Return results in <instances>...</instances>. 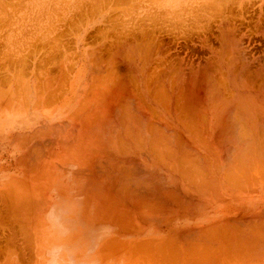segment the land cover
Wrapping results in <instances>:
<instances>
[{"label": "bare ground", "instance_id": "obj_1", "mask_svg": "<svg viewBox=\"0 0 264 264\" xmlns=\"http://www.w3.org/2000/svg\"><path fill=\"white\" fill-rule=\"evenodd\" d=\"M159 1L154 9L156 13L151 12V16H156V19L150 17L154 21V29L149 32L151 41L148 38L137 43L132 34L130 41L122 46L120 39L113 38L110 44L113 66L106 76L108 85H112L109 86L112 93L108 90V98L112 94V100L102 105L99 99L91 112L96 117L94 132L90 131L92 136H89L90 154L87 153L92 162L80 168L82 179L93 184L92 196L83 203L82 216L77 218L83 232L76 238L70 235L74 239L68 237L64 241L80 239L88 258L91 257L88 253H96L83 264H96L104 250L108 247L111 250L118 238L124 240L123 244H119L120 241L116 244L125 249L121 254L128 264H264V48L255 49V39L264 40V7L238 0L233 4L223 3L224 0L220 4L203 0L187 4V0H182L184 3L181 1L178 4L182 5L174 9L169 5L170 0ZM157 19L167 31L177 32L183 42L198 46L201 55L196 56L187 49L180 53L183 56L174 53L175 48L162 41L164 31L161 25L158 28ZM147 55H152L153 68L149 78H143L135 61ZM121 63L122 72L118 70ZM134 78L142 84L141 95L133 87ZM78 176L80 178V173ZM11 180L9 182L14 184ZM29 219L18 217L15 220L28 223ZM30 220L41 228L44 224L42 218ZM18 228L23 230L18 233L25 235L34 231L32 227L25 229L26 232L24 227L16 230ZM53 234L49 240L52 245L58 242L57 235ZM130 250L133 256L129 255ZM7 259L5 264L11 262L7 263ZM75 261L73 259L77 264Z\"/></svg>", "mask_w": 264, "mask_h": 264}, {"label": "crops", "instance_id": "obj_2", "mask_svg": "<svg viewBox=\"0 0 264 264\" xmlns=\"http://www.w3.org/2000/svg\"><path fill=\"white\" fill-rule=\"evenodd\" d=\"M149 16L151 17V13ZM105 22H106V25H104V20L96 23L95 27L97 28H95L94 34L98 35V33L100 32L102 35L107 34L106 37L109 34H111L110 36L112 37L113 35L112 34L113 33L112 21H108V19L106 18ZM34 24L38 26H44V25H47L48 23L46 19L40 18V19H37ZM40 32L43 37L41 36V39H39L36 43L33 44L32 51H31L32 56L29 55L28 60L25 62L24 65L19 64L18 58L16 56H13V72L12 71L4 72L2 66L0 65V189L3 190V191L0 190V205H1L0 206V219H1L0 220V234H1L0 235L1 237L0 238V251H1L0 252V261H1L0 264H3L5 262V258L7 259L9 255H10L8 258L9 260L8 259L6 260L7 263L8 261H11L9 262V264H29V263L30 264H33V263L48 264L49 250L56 246H64L67 250H69L72 260L76 259L75 262H78L77 264H80V263L83 264V262H86V260L89 261L88 259L94 258V255L96 253L94 252L88 253L89 254V255L87 254L88 256L91 255V257L88 258L85 255L86 252L84 253V251H86V247L84 246V244H82L80 239L75 240L76 242L72 241L73 243L71 241H69L70 243H68V241H64V240L66 238L68 239V237L69 239L71 238L74 239V237L76 238V235H78V233L80 234L83 232V226L80 223V221H77V218L82 216L83 203L89 200L92 196L91 188L93 187V184L88 179L86 180L82 179L83 178L81 176L82 169L80 168L82 167L81 165H85V164L91 165V162H92L90 155H89L90 150H91V145H92L90 137L92 136L94 132V128L96 125L95 124L96 117H94L91 112H93L94 107L98 105L99 99L102 102V105H107L109 99L112 100L111 98L112 94H110V98H108L110 90H111L110 92L112 93V88L109 86H112V85H108V81H107L108 77L106 75H108L107 73L112 72V66H113L112 61L113 60H112L110 49L108 50L106 48L105 50H102L101 54L99 55L102 66L100 67L98 65L95 66L96 69H98L96 71L95 68L93 69V67L89 66L87 54L85 53L84 49H81L79 53L77 51L78 53L77 65L76 66L67 65L66 67V65L60 64L61 63L60 58H63V55L61 53L54 52L51 55L50 48H49V42L46 41L47 38H44L43 29H41ZM80 41L82 40L80 39ZM66 68L68 69L66 70ZM99 69H100V72H98ZM11 73H13V76L9 75ZM66 77H69V78H66ZM94 78L96 80H94ZM50 83H52V85ZM61 84H63L64 86L63 85L61 86ZM16 85H17V88H16ZM59 85L61 86L62 91L63 90L65 91V92L63 91L64 93L61 91V88H59L60 87ZM36 86L38 88H36L35 90ZM14 88L16 90H14ZM46 88L48 89L46 90ZM51 92H52V95L50 94L51 95L50 96L49 93ZM3 93L5 95H3ZM51 98L53 99V101L51 100ZM35 100H38L39 102ZM82 100L84 103H82ZM104 102L105 103L107 102V103L105 104ZM45 103H47L48 105ZM86 103L89 106L86 105ZM81 110L83 112H81ZM86 118H89V119L87 120ZM103 118H102V121H104ZM105 120H107V118ZM41 124L45 126L46 128L43 127ZM55 124L58 126L56 127ZM81 126H83L84 128ZM34 131L37 133H35ZM90 131L91 132L93 131L92 134L90 133ZM86 133L88 136L86 135ZM21 136L24 138H22ZM81 138L83 139L84 143L81 141L82 140ZM87 138H89V140ZM69 142H70V145H69ZM46 145L47 146L49 145V147H47ZM85 148H87V151H85L86 150ZM81 152H85V153H81ZM46 153H49V154H46ZM78 154H80L81 156ZM78 158L79 160H77ZM81 161H85V162L81 163ZM62 170H64L65 173H63ZM79 173H80V178L78 176ZM40 175L42 177H40ZM11 178L13 181L11 180ZM9 179L14 184L9 182ZM21 183L23 184L21 185ZM12 189H14L15 192ZM4 193H6V195ZM14 193H16L17 195ZM37 194L40 197H38ZM24 198H26V200ZM32 198L34 201L31 200ZM29 201L33 203H30ZM28 202H29V205H28ZM25 205H27L26 206L27 208L25 207L26 209L24 208ZM32 206L34 207V209H32L33 208ZM21 207L22 209H20ZM40 207H41V210L39 211ZM42 208L46 209V211H44ZM23 210L25 211L27 210L28 212H25V211L23 212ZM51 211L56 217V219L58 220L59 227L57 228L59 229H56V227L54 228L49 221V213ZM18 217L30 218V219H34V218L41 219L42 218L43 219L42 222L44 224L41 228L38 226V223L35 225H31V226H24V225L20 226V224H15L13 222V225L2 227V223L5 222L6 219H11V218L18 219ZM17 227H22V228L24 227V230L25 229L30 230L31 229L30 227H32L34 231L30 230V233L34 234L37 231L35 233L37 234V236H31L27 238L26 241L25 239L23 241L22 238L20 237V235H22L20 233L23 230L21 228H18L16 230ZM26 227H28V229ZM26 230L24 232H26ZM78 230H81V231H78ZM18 231L20 233H18ZM27 233L30 234L29 232ZM38 233H39V236H38ZM2 234L6 236L3 237ZM52 234L57 235L58 237V240H57L58 242H55V244L53 245L50 242L53 238ZM70 235L72 236L74 235V237L71 236L70 238ZM36 237L37 239H35ZM2 238H4V241L2 240ZM36 240H37V243H35ZM116 240H114L115 243L113 244L115 246L112 245L111 250H109L110 249L109 247L108 249H106L107 251L104 250L102 254L103 256L100 255L101 257L97 259L96 264H128L129 263L128 261L123 260L124 254H121L122 250H125V249L123 248L121 249V247H119L121 246L119 244H123L124 240H120L119 238ZM32 241L34 242V244ZM119 241L121 243H119ZM116 242H118L119 244L117 243L118 244L117 245ZM7 249H9V252L10 250L11 251L14 250L15 253L10 252L12 254H9ZM2 250L4 251L2 252ZM115 251L116 253L112 254ZM109 252L112 255L109 254ZM16 253L18 254L15 256ZM105 253L107 254V256L110 255L111 257L110 256L107 257ZM33 254L35 256H33ZM104 255L107 258H105ZM34 257L36 258V260Z\"/></svg>", "mask_w": 264, "mask_h": 264}, {"label": "rangeland", "instance_id": "obj_3", "mask_svg": "<svg viewBox=\"0 0 264 264\" xmlns=\"http://www.w3.org/2000/svg\"><path fill=\"white\" fill-rule=\"evenodd\" d=\"M154 1L155 0H0V10L2 11V13L0 11V17L2 15H5V16H2L3 18L2 17L0 18L2 19V22L0 20V31H1L0 32V50H1L0 51V59H1L0 65L4 68L3 71L13 72V56H16L18 58L19 64L21 63L25 64V62L28 60L29 55H31L33 44L36 43L39 39H41L42 35H41L40 30L43 29L44 38H47L46 40L49 42V48H50L51 55L54 52L61 53L63 55V58L60 59L62 61V62L60 61L62 64L68 65V66H76L77 61H78V53L81 51V49H84L85 53L87 54L88 61L91 60L89 62L90 64L89 66L94 68V66L98 65L100 67L102 66V64H101L99 55L101 54L102 50H105L106 48L109 50L110 48L109 46L113 38L115 41L116 39L121 40V42L118 41L120 46H122L121 44H123L124 42L125 43L129 42L132 34H133L132 36L134 37L137 43L139 42V40L141 42L142 41L145 42L148 40L151 41V38L149 37L151 34V30L154 29L153 28L154 21H152V19L156 16L154 17L151 16L152 19L150 20V16L148 14H150L151 12H155L154 9L156 5L160 4L161 2L159 0H156L155 2ZM181 1L182 0H170L169 5L174 6V9H175L176 5L180 6L184 3V1L182 2ZM193 1L194 0H187L186 3L187 4L192 3ZM203 1H208L209 3L214 2L217 4L222 3V0H215V1L214 0H203ZM234 1L235 0H227V1L224 0L223 3L228 2V3L233 4L235 3ZM243 1H245L246 3L248 2L249 4H253L254 6L261 4L264 7V0H238L237 2H243ZM180 2L182 4L179 5L178 3ZM2 7H4V9H1ZM153 14L154 13H152V15ZM40 18L46 19L47 23L48 22L49 23L44 26L35 25L34 23L36 22V20ZM106 18L108 19V21H112V27H113L112 37L110 36V34L108 35L109 37L108 36L106 37V35H102L100 32L98 33V35L94 34V30L95 28H97L95 27L96 23L104 20V25H106V22H105ZM157 20H158L157 21L158 23L156 21L155 23L159 24L158 28H160L159 27L161 25V23H159L160 19H157ZM161 26L163 27V25ZM131 27H133V29ZM162 27L161 29H163L162 31H164L162 41L167 43L170 48L172 49L175 48L173 51L174 53L176 51L178 52L179 55L183 56V54H180V53L184 52L187 49L188 51L190 50L189 52H192L196 56L201 55L202 52L198 48V46H195L188 42L185 43V41L183 42L182 37L180 38V35H178L177 32H174L175 34H173L172 31L169 32L167 31V29H165V27L163 28ZM168 32L174 36L169 35ZM141 35H142V38H141ZM177 36H179L178 37L179 39L176 38ZM173 37H175V39ZM165 38L167 40H165ZM80 39L82 41H80ZM175 40H176V43H175ZM255 41H256L255 49L258 51L262 50L264 48V43H263L264 40L260 38H256ZM89 45H90V48H89ZM96 49L98 51H96ZM88 53L90 54V56ZM92 53H93V57H92ZM147 56L145 58L142 57L143 59L138 57V59L136 58V61H135L136 69L137 70L139 69L138 71L140 70L142 71L143 78L144 77L146 78L147 76H148L147 78H149L150 74L152 73L151 71L153 68V63H152V58H151L152 55H150V57L148 56V58ZM74 59H76V61ZM93 59H95V61ZM92 60L96 63V65L94 64V62H92ZM123 67L124 66L121 63V65L118 67V70H120L121 72L124 71ZM9 75L13 76V73ZM136 78L139 79L138 75L136 76ZM136 78H134L132 82L133 87H135V91L137 92L139 91L138 93L139 95H141L143 93V88L141 86L142 84L136 81ZM134 81L137 83H134ZM144 81L149 82V79L148 80L144 79ZM11 219L9 220L6 219V221L2 223V227L13 225V223L11 224V222L15 223L16 221L17 222L15 224L20 223V225L25 224L27 226H30L32 225L30 224L31 222L33 223V225L37 224V222H34L33 220H30V219L27 220L28 223H21L20 220H15V219L13 220V218ZM27 236L30 237L29 234L20 235L22 239L24 238L26 239ZM33 236H37V234H34ZM3 241H4V238H3ZM129 255L133 256V251L130 250Z\"/></svg>", "mask_w": 264, "mask_h": 264}, {"label": "clouds", "instance_id": "obj_4", "mask_svg": "<svg viewBox=\"0 0 264 264\" xmlns=\"http://www.w3.org/2000/svg\"><path fill=\"white\" fill-rule=\"evenodd\" d=\"M49 221L54 228L59 227L58 220L52 212L49 213ZM48 264H74V262L69 250L64 246H56L49 250Z\"/></svg>", "mask_w": 264, "mask_h": 264}]
</instances>
